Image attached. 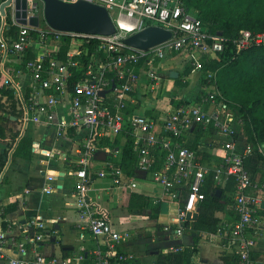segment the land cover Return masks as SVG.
I'll return each mask as SVG.
<instances>
[{"label": "built area", "instance_id": "1", "mask_svg": "<svg viewBox=\"0 0 264 264\" xmlns=\"http://www.w3.org/2000/svg\"><path fill=\"white\" fill-rule=\"evenodd\" d=\"M5 1L0 0V6ZM84 1L107 10L115 28L112 34L22 24L20 14H15L14 0L4 7V13L0 11V60L7 54L22 57L31 51L32 57L25 61L23 72L30 77L32 89L22 93L14 78L21 74L20 71L14 76L0 71V88L19 92L20 116L17 120L22 124L58 120L59 131L66 128L87 130L78 151L80 167L74 171V196L81 214L87 218L86 229L98 243L90 253H75L71 259L45 256L37 245L50 241L52 233L45 230L41 222L33 221V232L28 231L19 241H8L0 232V260L6 264H139L132 253L119 248L121 241L130 238V233L114 229L90 193V186L96 179L106 180L110 187L120 191L136 187L134 178L125 175L119 162L107 159L96 169L90 164L98 140L127 134L132 140L138 169L145 170L170 199H176L179 191H186V198L177 210L175 236L183 234L187 214L197 211L204 198L201 186L209 173H213V183L217 187L233 182L234 220L226 232L227 244L234 252L236 264H256L251 252L255 237L264 230V214L260 213L264 203V180L247 170L245 159L253 152L263 154V151L249 141L241 146L238 144L243 119L233 112L216 88V71H204L203 79L213 84V89H205L193 100L177 105L169 103L149 117L130 109L138 87L151 93L160 87L163 82L159 72L161 58L181 54L192 71L201 72L208 57L216 58L225 51L228 39L220 32H209L182 0ZM42 14V0H27V22L30 16L40 19ZM150 25L170 31V38L147 50L123 42L128 35ZM261 44H264V32L249 29L239 30L232 39L234 53ZM84 57L88 60L83 63V78L70 84L73 70L81 68ZM103 90L107 91L104 95L100 94ZM0 102L8 106L7 95L0 93ZM199 125L204 129L211 127L222 139L209 148L188 147L186 144L193 140L187 141L186 137L195 135L194 129ZM204 150L218 160L203 161ZM8 246L15 250L14 255L6 252ZM182 248V245H175L172 251Z\"/></svg>", "mask_w": 264, "mask_h": 264}, {"label": "crops", "instance_id": "2", "mask_svg": "<svg viewBox=\"0 0 264 264\" xmlns=\"http://www.w3.org/2000/svg\"><path fill=\"white\" fill-rule=\"evenodd\" d=\"M30 53L32 54L31 51ZM165 58L159 64V72L163 77L160 87L152 93L138 87L133 93L135 103L130 109L135 114L153 116L169 103L174 104L173 101L195 99L203 89L202 82H196L198 71L191 69L187 75H184L182 80L184 85L176 83L174 81L176 78L169 76L170 71L183 72L188 66L181 54L168 55ZM21 59L16 55L7 54L0 60V71L13 76L20 71L21 74L14 78L24 94V92L29 93L32 88L30 77L23 72V69H17ZM194 84H197L194 89L195 95L192 99H184L181 94ZM12 90L14 98L18 101L19 92ZM2 112L0 110V115H4ZM17 119L11 116L9 127L10 131H18L19 137L9 149L4 167L0 168V232L8 241H19L31 228L34 230L32 222L39 221L44 225L45 230L52 233L50 241L37 245V249L45 256L54 255L61 260L71 259L75 253L82 251L90 253L97 245L98 239L86 229L84 223L87 218L81 214L78 208L79 202L74 196V171L80 167L81 155L78 151L82 148L87 130L66 128L59 131L56 125L58 120L53 123L27 121L21 125V128L14 129L11 124L18 123ZM10 131L6 132L5 138H0V152L10 141ZM21 136L29 138L32 142L30 156H22L27 152L26 149H22L20 154L12 158V152L19 144ZM194 136L196 135L188 134L186 140L191 141ZM127 137L130 136L120 134L98 140L94 144L95 150L90 159L91 166L96 169L107 159L120 163L122 146ZM221 139L222 137L215 133L205 134L199 137L198 146L209 148L217 145ZM245 141L248 140L240 130L238 144L241 146ZM101 152H104L105 156L103 159H98ZM204 152L209 159L215 162L218 160V157L213 156L210 151L206 153L207 151L204 150ZM252 155L254 164L245 166L252 175L262 180L264 170L258 166L257 155ZM136 168L135 174H127L123 170L126 176L134 178L136 182L134 189L120 191L110 187L103 179H96L90 186V193L98 201L100 211L108 217L113 228L130 233L129 239L120 242V250L132 253L139 264H158L159 254L172 251L177 244L191 243L193 236H196L198 241L191 256V264H235L234 252L227 244L226 235L229 225L234 220L232 204L215 213L218 219L216 227L201 228L193 223L196 218L194 221H189L181 236H175L174 226L178 224L177 210L186 198V191L181 190L177 193L176 199H170L150 175L145 174L141 177L143 174L140 170L143 169H138L137 166ZM232 194L233 192L229 193L231 196ZM132 195H136L135 198ZM142 197L154 201H167V211L161 212L160 208L156 212L151 207L145 206L138 212L135 199ZM260 213L264 214V203ZM66 228L69 229V233ZM169 229H171L170 233ZM255 241L251 258L256 264H264V230L255 237ZM6 252L9 255L16 253L9 246ZM0 264L6 263L0 260Z\"/></svg>", "mask_w": 264, "mask_h": 264}, {"label": "trees", "instance_id": "3", "mask_svg": "<svg viewBox=\"0 0 264 264\" xmlns=\"http://www.w3.org/2000/svg\"><path fill=\"white\" fill-rule=\"evenodd\" d=\"M183 4L196 13L197 17L203 22L207 30L211 33L220 32L222 36L228 39L225 51L218 57L205 61L203 72L206 70L216 71L215 85L221 95L233 109V112L240 115L243 119V127L248 141L264 142V44L251 45L234 53L232 39L236 37L241 29H249L254 32H264V0H182ZM63 42V48H64ZM173 55H177L174 53ZM32 54L27 51L21 58L17 69L24 68V63L31 58ZM84 57L81 68L74 69L70 84L75 83L84 76L83 63L87 62ZM191 71V66H187L179 76L174 79L178 84L184 85L182 77ZM202 84H207L205 79H200ZM71 89V85H69ZM12 89L0 88L2 95H7L8 106L0 102V110L9 112L7 115H0V138L6 137V132L10 131L9 122L11 116L19 118L18 101L14 98ZM203 92L201 90L199 93ZM199 95V94H198ZM197 95V97H198ZM185 101V100H184ZM182 100L173 101L175 105ZM9 108V110H8ZM8 110V111H7ZM195 138L186 145L190 148H196L199 145V137L205 134H213L214 129L208 127L204 129L201 125L194 129ZM19 137L18 131H10V141L6 148L0 152V168L2 169L7 161L9 149L13 147L16 138ZM32 142L29 138L20 137L19 144L12 152V158L27 150L22 156L29 157ZM102 146V145H101ZM258 166L264 170V156L257 152ZM209 156L203 154L202 160L206 161ZM123 170L127 174H135L136 157L133 152V144L130 137L125 139L121 151V162ZM220 190V196L216 191ZM204 198L198 204V217L195 223L201 228L210 226L216 227L218 219L215 216L217 211L224 210L225 207L232 204V198L229 193L234 192L233 182L226 183L223 187H217L213 183V173H209L201 186ZM136 195H132L135 198ZM139 200V202H137ZM223 200V202L221 201ZM138 204V212L145 206L151 207L153 211L160 209L161 201H154L147 197L135 199ZM189 225V221L183 223V228ZM30 232H33L31 228ZM198 241L193 236L192 242L181 244L182 250L178 252L170 251L166 254H159L158 264H191V256L195 252V246ZM178 245V244H177ZM234 262L236 264V257Z\"/></svg>", "mask_w": 264, "mask_h": 264}, {"label": "water", "instance_id": "4", "mask_svg": "<svg viewBox=\"0 0 264 264\" xmlns=\"http://www.w3.org/2000/svg\"><path fill=\"white\" fill-rule=\"evenodd\" d=\"M43 1V20L48 27L55 30L83 32L92 34H112L115 30L112 20L109 17L107 10L100 5L93 4L84 0L76 2H63L61 0H42ZM11 3V0L3 2L0 6V11L4 13V7ZM16 16H21L19 22L22 24L28 23L33 27H38L39 17L34 15L26 21V7L27 0H14L13 2ZM21 9V11H19ZM171 36L170 31L161 27L150 25L140 31L128 35L123 39V42L133 48L147 50L159 43L169 39ZM179 73L177 71H170L171 78H177ZM114 83H112L113 88ZM107 91H100L104 95ZM104 152L98 156V159H103ZM142 176L146 174L145 170H140ZM216 195L220 196V190L216 191ZM161 212L167 211V201H162ZM198 210L193 213L187 214V221L196 220ZM169 233L171 229L168 230Z\"/></svg>", "mask_w": 264, "mask_h": 264}, {"label": "rangeland", "instance_id": "5", "mask_svg": "<svg viewBox=\"0 0 264 264\" xmlns=\"http://www.w3.org/2000/svg\"><path fill=\"white\" fill-rule=\"evenodd\" d=\"M193 11H195V10H193ZM196 12V11H195ZM40 26L42 27V26H44V27H48V25L45 23V21L43 20V16L41 15V17H40ZM166 58H161L160 60H159V64L160 63H162L164 60H165ZM207 59V58H206ZM211 60V58H209L208 57V59H207V61H210ZM189 66V65H188ZM183 68H184V66H183ZM192 68V67H191ZM179 73H182V72H179ZM205 73L203 72V71H201V72H198V75H197V77H196V82L197 81H200V79H202L203 78V75H204ZM182 80H184V77H182ZM205 86H207V87H205ZM213 84H209V83H207V84H204L203 85V91L205 90V89H207V88H211L212 87V89H213ZM197 87V84H194L191 88H188L183 94H181V96L184 98V99H192L193 98V96L195 95V93H196V91L194 90L195 88ZM219 91V90H218ZM12 125V127L14 128V129H18V128H21V125H22V123L21 122H18V123H12L11 124ZM244 126V125H243ZM242 126V132L245 134V136H246V132H245V130H244V127ZM249 143H251L252 145H253V147L257 144V145H259L260 147H261V149H262V151H263V156H264V142H257L255 145L253 144L254 142H250L249 141ZM252 154H256L257 155V153L255 152H253V153H251V155H249V157H247L246 159H245V165H252V164H254V162H255V160H254V156L252 155ZM264 165V164H263ZM149 177V176H148ZM264 180V179H263ZM232 196H233V194H232ZM232 196H231V198H232ZM175 227V226H174ZM67 230H68V233H69V229L68 228H66Z\"/></svg>", "mask_w": 264, "mask_h": 264}]
</instances>
